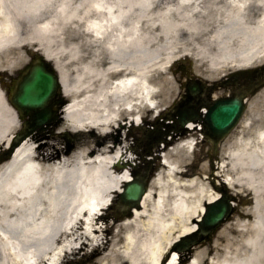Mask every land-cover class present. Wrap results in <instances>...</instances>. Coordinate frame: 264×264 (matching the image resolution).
<instances>
[{"label":"bare ground","instance_id":"bare-ground-1","mask_svg":"<svg viewBox=\"0 0 264 264\" xmlns=\"http://www.w3.org/2000/svg\"><path fill=\"white\" fill-rule=\"evenodd\" d=\"M43 1L0 0V68L11 70L23 60L22 50L29 41L17 20L25 22L26 9L36 12L34 8ZM160 1L93 0V11L105 12L90 19L86 27L105 54H94L84 67H76L72 82L49 53L40 52L59 77V88L47 105L55 113L59 101L66 99L58 112L65 129L76 133L79 141L63 146L32 129L0 162V264H25V260L30 264L29 258H34L31 264H141L145 252L148 262L157 254L163 256L180 236L194 231L195 219L218 197L202 180L208 178L212 188H217L211 171L214 162L210 160L208 168L204 163L199 167L190 156L194 139L188 138L197 128L189 121L186 128L172 129L183 134L180 137L158 129L162 142L169 143V136L174 141L163 154L158 177L140 201L123 204L122 214L110 217L101 229L93 228L105 218L103 214L95 217L92 211L131 179L124 174L132 159L128 136L135 137L142 122L139 118L160 110L173 92L168 78L162 83L153 81V44L160 37L164 48H172L180 30L196 33L195 15L207 4ZM215 1L219 0L208 3ZM222 1L232 12L221 9L223 20L210 34L218 49L207 58L209 66L243 68L264 60V0ZM61 11L65 16L75 15ZM233 40L244 47L232 48ZM173 58L160 69L166 72ZM248 104L236 127L241 130L235 128L218 144V148L227 144L222 150L226 160L216 165L218 172L226 168L224 185L245 187L243 179L249 178L247 188L253 195L249 239L241 247L245 250H238L225 264H264V109L260 108L264 107V88ZM127 125L130 133L125 132ZM19 127V113L0 88V158L10 149L11 136ZM175 262L173 252L167 264ZM187 264H197V258Z\"/></svg>","mask_w":264,"mask_h":264},{"label":"rangeland","instance_id":"rangeland-1","mask_svg":"<svg viewBox=\"0 0 264 264\" xmlns=\"http://www.w3.org/2000/svg\"><path fill=\"white\" fill-rule=\"evenodd\" d=\"M92 1L93 0H46L34 8L36 9V12H31L32 8H27L28 10L26 9V12L23 13L25 15V22L21 21V19L17 21L18 26L23 30L22 33L27 35L29 42H27V44L23 47V60L16 65L15 68L11 70L0 68V72H2V76L4 77L5 85L9 84L10 76H15L17 71L24 68L25 65L33 60L36 54H40L42 51L49 53L53 62L58 66L63 76L69 82H72L73 80L76 67H84L87 60H89V58L94 54H99L104 57L105 50L102 46H100L99 41H93L86 27L90 19L103 16L105 12H99L100 14L94 12V3ZM201 1L206 2L207 4H205L206 6L203 5L205 8L201 13L195 15V20L198 23L196 33L189 34L185 30H180L176 39L177 45L172 48H164L162 45L164 40L160 37L158 38V42L152 46L153 60L156 62V67L153 69V81L162 83L163 79L168 78L172 83H170V86H167L169 88L171 87L173 92L167 102L160 106V110L158 109L157 112H154V114L149 117L144 116L142 123L137 126L135 137L132 135L128 136V143L130 147L136 145L138 141L143 140L145 132H154L157 124H163L164 122H166V124L174 123L173 119L168 117L166 113L171 105L179 98L182 91L181 83L183 79L182 71L179 68V65L173 64L175 60L185 58L196 75L206 76L209 81L219 79L223 73L234 69L227 66L217 70L212 69L207 61V58L217 53L216 50L218 49V45L216 42L211 40L210 34L221 24L223 20L221 9H223V11L227 14H230L232 12V8L222 0L215 1L213 4L208 3L210 0ZM162 2H173V0H161L160 3ZM62 8L65 9L67 13H71V11H73L75 15L73 16L72 14L71 16H65L66 14L61 11ZM156 8H159V4ZM249 12L248 7L246 12V16L248 18ZM172 40H174V38ZM230 44L232 48L235 49H241L244 47L243 44H238L235 40H233ZM173 55L175 58H173V61L170 63V66H168L166 72L162 71L160 69L161 65L165 64V61L170 59ZM262 64H264V60L251 64L249 68L257 67ZM263 88L264 87L259 89L257 93L263 90ZM253 96L254 95L250 96L247 100V108H249L248 103ZM260 108L264 109L262 105ZM65 126L66 124L62 122V119L59 122L54 121L49 127H44L45 129L41 131L43 135H39V137H43L45 135L47 139H50L52 142L59 141V144L63 146L72 147V145H77L79 141L78 136L74 132H68V130L65 129ZM20 128L21 126L13 132L11 139L14 137L15 133L20 130ZM160 129L165 130L166 127L164 125H160ZM125 132L130 133V125L126 126ZM176 137H180V135H176ZM192 137L200 139L201 135L195 134L192 135ZM154 138L155 137L153 136L150 140H154ZM168 140L169 143L165 144L160 142L157 147H152L150 152L144 154L142 157L137 155L134 151H131L136 156H134V159H130L131 164H129L126 168L124 174L129 175V173L131 174L134 172L143 174L144 171L149 169V173L146 175L150 182L154 178L158 177L157 174L161 170V165L158 160L159 154L162 152V145L167 146L168 148L164 149L165 152L169 151V148L174 145V141H172L171 136H169ZM225 147H227V144L217 148L216 152H214L211 144L203 139L201 143L197 142L195 144L194 153H190V156L193 158V162L196 163V166L200 167V164L204 163V167L208 168L209 161L212 160L214 162L213 170L211 171H213L214 176L218 173L217 176L219 177H215L214 179V182H217L216 184L218 186H222L220 180L224 174H227L226 168L223 172H218V169H216V165H220L222 163V159L226 160L223 157L224 154L222 151ZM196 153L198 154L197 156ZM208 174L209 173L206 174L207 177L209 176ZM202 180L207 183L214 194H219L218 189L212 188L213 185L210 182L211 180L208 178ZM243 182L246 185L245 187L234 186L232 189L227 188L229 189L227 191H232V194L235 195L237 200L235 204L236 210L233 215L217 229L211 241L205 243L204 245H198L194 247L192 253L183 255L181 263L184 262V264H186L188 260L191 261L193 257H196L197 264H225L228 263L227 261H229L232 257H234V254L237 253L238 250H245L244 248L241 249V247L243 241L249 239V207L253 199V195L247 188V186H249V178L243 179ZM119 194L120 193H115L111 197L113 198L112 206L119 202ZM102 214L105 219H101L102 222H98L97 225L95 224L96 229L104 227L105 224H103V222L110 220V217L118 216L122 213L118 212L113 214L107 210ZM71 245H77V242H72ZM110 248L111 247L109 246L105 252L108 253ZM82 253L83 252H79L77 255H81ZM248 254L249 253H247V255ZM145 257L146 252L141 255V264H154L155 259L158 261L157 264H167L169 261V258L165 260L166 252L163 256L157 254L153 260L150 259L148 262ZM33 262L34 258L28 259V263L31 264Z\"/></svg>","mask_w":264,"mask_h":264},{"label":"water","instance_id":"water-1","mask_svg":"<svg viewBox=\"0 0 264 264\" xmlns=\"http://www.w3.org/2000/svg\"><path fill=\"white\" fill-rule=\"evenodd\" d=\"M58 88V78L53 68L41 56H36L34 62L27 67V73L18 81L11 99L13 105L22 115L28 114L30 116L31 124L24 130V133L16 135L7 156L32 129L42 127L43 124L49 125L51 121L55 120L56 115L51 111L47 102L51 96L56 94ZM198 92L196 86L190 90L193 96ZM59 103L62 104L63 101H59ZM243 108V100L240 98L223 99L213 104L204 120L207 136L214 140L221 139L236 124ZM178 111L177 121L180 126L188 120L196 118L193 109L185 110L182 108ZM145 189L146 182L144 180L134 179L124 186V191L120 195L121 202L123 204L137 203ZM229 200L230 197L223 194L221 199L208 205L205 215L198 222L199 230L177 242L175 244L176 250L178 252L188 251L191 246L209 239L210 234L232 212Z\"/></svg>","mask_w":264,"mask_h":264},{"label":"flooded vegetation","instance_id":"flooded-vegetation-1","mask_svg":"<svg viewBox=\"0 0 264 264\" xmlns=\"http://www.w3.org/2000/svg\"><path fill=\"white\" fill-rule=\"evenodd\" d=\"M262 75H264V66L255 70L253 73H249V70L239 73L229 72L215 83H212V87L208 92V97L212 96L213 93L218 90H222L218 92V98H234L239 95H245L249 90L261 82ZM190 77H188L186 83H184L185 87H188L189 84L193 82V78Z\"/></svg>","mask_w":264,"mask_h":264}]
</instances>
